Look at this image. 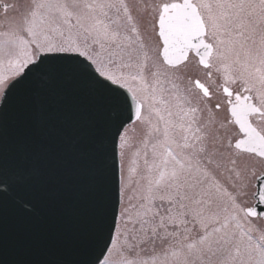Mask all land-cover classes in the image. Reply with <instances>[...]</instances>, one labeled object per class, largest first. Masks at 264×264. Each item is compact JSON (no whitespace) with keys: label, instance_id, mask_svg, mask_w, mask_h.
I'll return each mask as SVG.
<instances>
[{"label":"snow or ice","instance_id":"6c2138e0","mask_svg":"<svg viewBox=\"0 0 264 264\" xmlns=\"http://www.w3.org/2000/svg\"><path fill=\"white\" fill-rule=\"evenodd\" d=\"M70 165L81 246L9 259ZM0 264H264V0H0Z\"/></svg>","mask_w":264,"mask_h":264},{"label":"water","instance_id":"95a60500","mask_svg":"<svg viewBox=\"0 0 264 264\" xmlns=\"http://www.w3.org/2000/svg\"><path fill=\"white\" fill-rule=\"evenodd\" d=\"M48 111L53 127L62 126V112L55 101ZM80 173L74 165L50 187V204L42 220L9 221V259L46 260L74 253L83 242L86 198L78 195Z\"/></svg>","mask_w":264,"mask_h":264}]
</instances>
